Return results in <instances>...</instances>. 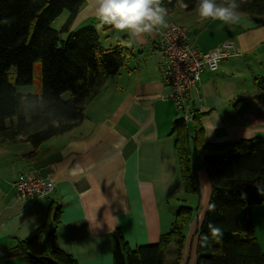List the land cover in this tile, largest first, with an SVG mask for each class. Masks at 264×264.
<instances>
[{"label": "crops", "instance_id": "1", "mask_svg": "<svg viewBox=\"0 0 264 264\" xmlns=\"http://www.w3.org/2000/svg\"><path fill=\"white\" fill-rule=\"evenodd\" d=\"M84 8L83 12L91 13ZM240 14V24L226 25L201 19L196 8L186 10L181 1L168 11V22L186 26L200 52L222 41H231L240 52L222 60L216 71H204L197 90L186 99V112L202 113L206 142L264 137V100H253L257 90L247 96L249 85L240 77L242 72L247 79L253 60L264 67V17ZM145 46L148 51L140 54ZM134 47L139 53L130 57L132 63L107 79L85 105L78 125L44 141L30 158L29 142L0 144V264H29L9 249L16 239L32 238L41 225L54 229L56 246L78 264H114V231L121 232L130 248L157 243L169 230L178 205L192 195L184 191L170 135L173 119L185 111L175 108L171 89L162 81L158 34L144 37ZM261 78L264 75L253 76V83ZM195 155L199 195H193L196 210L189 224L191 233L211 192L203 157ZM32 170L53 181L48 197L17 195L15 182ZM256 210L264 218V203ZM186 255L185 264H193L194 243L189 234Z\"/></svg>", "mask_w": 264, "mask_h": 264}, {"label": "trees", "instance_id": "2", "mask_svg": "<svg viewBox=\"0 0 264 264\" xmlns=\"http://www.w3.org/2000/svg\"><path fill=\"white\" fill-rule=\"evenodd\" d=\"M179 1L186 10L197 5V0H162L168 11L174 10ZM237 2L239 12L264 17V0ZM84 4L85 0H0V144L29 142L33 151L28 158L44 141L78 125L87 102L109 77L127 68L134 54L133 47L122 44L129 39L128 34L118 37L117 44L105 47L93 27L69 32ZM65 10L69 15L61 29L52 28L51 23ZM61 32L69 33L61 39ZM37 60L41 62L40 93L17 92L10 82L9 69H16V84L27 85L32 83ZM256 83L253 98L263 100L264 78L256 79ZM186 113L192 114L191 122L176 116L170 135L174 136L186 194L199 195L193 157L197 152L203 157L211 192L202 218L193 232H188L196 208L180 204L169 230L157 243L135 248H130L120 231H114L113 263L185 264L189 234L190 243H194L193 264H264V250L251 215L252 205L264 203V137L206 142L200 123L202 113ZM53 218L57 222V214ZM211 227L219 229L221 235L213 236ZM54 237L53 228L41 225L32 238L16 239L9 252L29 264H78L56 246Z\"/></svg>", "mask_w": 264, "mask_h": 264}, {"label": "built area", "instance_id": "3", "mask_svg": "<svg viewBox=\"0 0 264 264\" xmlns=\"http://www.w3.org/2000/svg\"><path fill=\"white\" fill-rule=\"evenodd\" d=\"M170 27L158 34L162 53L160 69L163 82L171 89L170 97L179 111L185 110L188 94L196 91L204 71H216L222 60L240 55L231 41H222L207 52H200L191 42L186 26L170 22ZM191 113L183 115L185 122L191 121ZM16 193L24 197L46 198L54 189V183L34 170L19 177L15 182Z\"/></svg>", "mask_w": 264, "mask_h": 264}, {"label": "clouds", "instance_id": "4", "mask_svg": "<svg viewBox=\"0 0 264 264\" xmlns=\"http://www.w3.org/2000/svg\"><path fill=\"white\" fill-rule=\"evenodd\" d=\"M237 0H197L196 11L203 20H219L226 25H238L242 17ZM98 27L111 26L117 32L127 33L129 39L122 42L128 48L146 36L163 34L170 27L168 10L162 0H95ZM213 236L220 230L211 227Z\"/></svg>", "mask_w": 264, "mask_h": 264}, {"label": "rangeland", "instance_id": "5", "mask_svg": "<svg viewBox=\"0 0 264 264\" xmlns=\"http://www.w3.org/2000/svg\"><path fill=\"white\" fill-rule=\"evenodd\" d=\"M92 4L93 5L91 6L90 0H85V4L79 10L78 15L76 16L74 22L70 26L69 32L77 33V32H80L81 30H83L84 28L93 27L99 33L100 40H101L103 46L108 47V46H112V45L117 44L118 43V40H117L118 37H120L124 34H127V33L117 32L111 26H108V25H105L103 27H98L100 22L96 18V15H95V7H94L95 2H92ZM85 6H86L87 10L90 11L91 13H87L86 11L83 12V9H85L84 8ZM68 15H69L68 11H66V10L63 11L51 23V27L59 31L61 29L63 23L67 19ZM69 32H61L60 38L64 39ZM133 50L135 53H139V48L134 47ZM140 50L142 51L140 54L145 53L148 51V46H145ZM231 58H233V57H231ZM129 63L131 64L132 61L130 60ZM248 67H249V70L247 71V75H246L247 79H246V77H244L242 72H241L240 77L245 79V81L249 85V89L245 88V94L247 96H253V94H255L254 92H256V90H257V86L253 83L252 78L255 75H264V67L260 68L259 65L257 64L256 60L255 61L253 60V62H251ZM32 73H33L32 83L27 84V85H18L15 82V78H16L15 67H11L9 69L10 82L12 85L15 86V88L17 89V92H19L21 94L40 93V91H41V62L39 60H37L33 63ZM253 100H259V99L254 98ZM251 101H252V98H251ZM252 103H254V102H252ZM181 116H183V115H181ZM189 128L192 131L191 125H189ZM185 199L186 200L183 201L181 204H187L193 208L196 207V197H194L193 195H189V196L185 197ZM257 205H260V204L252 205L251 215L253 218H255V222H254L255 231L257 233V237H258V240L260 242V245L262 246V248L264 250V218H261L260 214L257 212V210H256ZM175 208H177V206ZM198 212H200V210H198ZM261 224L263 225V228H262Z\"/></svg>", "mask_w": 264, "mask_h": 264}, {"label": "water", "instance_id": "6", "mask_svg": "<svg viewBox=\"0 0 264 264\" xmlns=\"http://www.w3.org/2000/svg\"><path fill=\"white\" fill-rule=\"evenodd\" d=\"M36 258H40L39 256H36Z\"/></svg>", "mask_w": 264, "mask_h": 264}]
</instances>
